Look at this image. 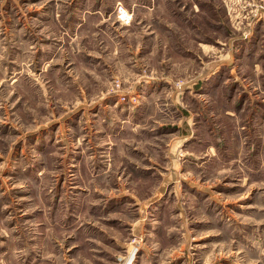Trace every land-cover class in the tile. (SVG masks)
<instances>
[{
    "label": "rangeland",
    "instance_id": "374dc122",
    "mask_svg": "<svg viewBox=\"0 0 264 264\" xmlns=\"http://www.w3.org/2000/svg\"><path fill=\"white\" fill-rule=\"evenodd\" d=\"M263 9L0 0V264H264Z\"/></svg>",
    "mask_w": 264,
    "mask_h": 264
},
{
    "label": "crops",
    "instance_id": "0c3cea01",
    "mask_svg": "<svg viewBox=\"0 0 264 264\" xmlns=\"http://www.w3.org/2000/svg\"><path fill=\"white\" fill-rule=\"evenodd\" d=\"M260 12L261 13L256 18H264V9H263V11H260ZM263 41H264V34L263 35L260 34V37H258V39L256 41V45L258 47H260V44L263 43ZM205 73H207V72H205ZM205 73H204V75L199 76V78L205 76Z\"/></svg>",
    "mask_w": 264,
    "mask_h": 264
},
{
    "label": "built area",
    "instance_id": "2783aa9c",
    "mask_svg": "<svg viewBox=\"0 0 264 264\" xmlns=\"http://www.w3.org/2000/svg\"><path fill=\"white\" fill-rule=\"evenodd\" d=\"M120 14H122V19H127V20H131V15L129 13H127V11L124 8H120ZM129 14V15H128ZM128 15V17H127Z\"/></svg>",
    "mask_w": 264,
    "mask_h": 264
},
{
    "label": "bare ground",
    "instance_id": "6f19581e",
    "mask_svg": "<svg viewBox=\"0 0 264 264\" xmlns=\"http://www.w3.org/2000/svg\"><path fill=\"white\" fill-rule=\"evenodd\" d=\"M129 15V14H128ZM128 15H127V17H128Z\"/></svg>",
    "mask_w": 264,
    "mask_h": 264
}]
</instances>
